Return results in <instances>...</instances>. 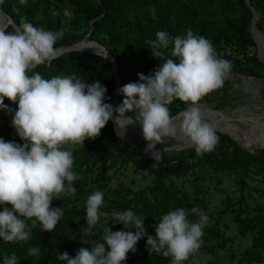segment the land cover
<instances>
[{
	"label": "clouds",
	"instance_id": "obj_1",
	"mask_svg": "<svg viewBox=\"0 0 264 264\" xmlns=\"http://www.w3.org/2000/svg\"><path fill=\"white\" fill-rule=\"evenodd\" d=\"M19 3L27 4V0ZM62 36L63 30H45L27 21L13 31L0 28V110L11 114V126L23 141L0 138V240L6 243L27 242L31 228L38 223L43 231L55 228L64 213L51 202L61 194L74 196L77 189L73 182L81 179L73 171L74 155L68 146H83L86 139H95L110 120L121 137L126 126L138 123L145 152L158 160L156 145L178 131L169 109L178 99L190 105L182 113L179 132L196 153L212 151L218 143L216 131L202 118L198 102L223 86L232 64L216 53L209 40L191 30L175 37L157 31L155 39L146 43L152 56L164 62L150 74L138 73L137 81L120 87L118 92L124 98L113 107L105 102L107 89L99 81L89 84L75 74L44 78L33 71L56 59L55 45ZM170 44L175 60L163 51ZM5 98L17 107L10 108ZM104 203L100 190L87 197L80 241L89 247L79 248L75 256L59 253V261L123 264L127 254L135 252L137 242L147 236L149 252L170 257V264H184L198 252L209 219L201 209L177 208L162 215L153 236L147 235L143 217L129 208L112 214L123 229L105 227L102 242L90 241L84 237L106 215L101 212ZM189 213L198 219L190 221ZM28 255L39 259V247L29 248ZM3 264H19V258L15 253L5 254Z\"/></svg>",
	"mask_w": 264,
	"mask_h": 264
},
{
	"label": "trees",
	"instance_id": "obj_2",
	"mask_svg": "<svg viewBox=\"0 0 264 264\" xmlns=\"http://www.w3.org/2000/svg\"><path fill=\"white\" fill-rule=\"evenodd\" d=\"M249 2L259 14L256 28L264 34V0ZM0 10L9 15L17 26L27 21L45 30L54 32L63 30V36L55 48L78 42L90 31L88 38L104 45L114 56L120 80L119 88L137 81L138 73L148 75L164 62L161 57L152 56L151 47L146 43L155 39L157 31H166L170 37H175L185 36L187 29H190L195 35L209 40L214 49L221 40L231 42L234 39L238 48L242 50L254 45L248 31L252 12L244 0H27V4H20L19 0H3ZM63 10L70 12L69 18L63 15ZM6 25V22L1 23L0 28H5ZM5 29L15 30L11 25ZM120 51L133 55L139 63V69L132 77L126 75L125 63L128 62L122 59ZM163 51L166 57L176 59L171 57V44L169 49ZM223 58L231 61L232 68L229 74L247 67V64L240 60L224 56ZM248 61L258 63L254 57ZM33 71L40 73L44 78L75 74L89 84L99 81L107 89L105 102L112 104L114 75L109 61L102 56L73 51L56 57L50 65H40ZM118 95L121 103L124 97L119 92ZM4 103L12 109L17 107L7 98ZM188 106H190L188 103L174 100L169 105L170 114L174 116ZM11 118L10 113L0 110V138L23 143L11 126ZM112 126L110 120L101 129L99 145L101 142L106 149L101 157L105 160L130 163L137 171L154 176L150 188L133 192L127 187L112 189L105 187L103 184L106 181L105 173L95 170L92 175V170L89 174L90 171L87 172L86 167L96 154L97 146L83 147L73 153V171L81 177L73 182L77 189L75 195L61 194L58 200L54 199L51 202L53 207L60 206L64 213L58 224L48 232L43 231L38 223L36 227L31 228L30 239L27 242L6 243L0 240V264H3L5 254L12 253L19 258V264H65L57 259L59 253L66 251L69 256H75L79 248L89 247L80 241L83 236L81 227L86 225L87 197L97 190L104 193L105 203L101 212L106 215L100 217L98 224L84 238L102 242L105 227L109 226L112 231L123 229V224L114 219L113 212L132 209L138 216L143 217L147 235L154 236V226L158 224L162 215L181 207L186 210L194 207L201 209L203 203L201 200L191 199L187 194L181 192L179 195V191H174L175 186L171 177L184 178L190 170L197 169V178L201 180L213 179L211 178L213 175L224 171L243 173L241 179L254 173L261 175L264 183V149L247 151L238 144L236 135L216 132L218 143L212 151L197 154L195 150H185L177 156L160 153V159L157 160L152 159L150 154L142 155L136 152L125 141H122L123 143L119 141ZM260 147H264V140L260 141ZM187 152L191 154V160L196 158L195 165L190 167L187 166L189 162L184 157ZM168 180H171L169 184L166 183ZM244 185L243 179L240 187ZM149 194L153 196L152 203L144 198ZM257 208L262 215L240 219L238 222L242 233L244 229L251 231L259 229V236L264 239V206L257 205ZM188 218L195 221L198 216L189 213ZM205 229L208 233H214L206 226ZM146 239L147 236L137 242L135 252H129L123 264H170V257L148 251ZM31 247H39L41 253L39 259L28 255Z\"/></svg>",
	"mask_w": 264,
	"mask_h": 264
},
{
	"label": "rangeland",
	"instance_id": "obj_3",
	"mask_svg": "<svg viewBox=\"0 0 264 264\" xmlns=\"http://www.w3.org/2000/svg\"><path fill=\"white\" fill-rule=\"evenodd\" d=\"M62 12L66 18H69L71 15L67 10H63ZM228 45L231 46L234 51V56H236L232 58L245 62L247 67L240 69L239 72H235L234 74H228L222 87L211 91L198 103L215 112L233 113L239 111L238 115L240 114V116L258 115L261 117V123L264 121V63L257 56V53L259 54L257 43L254 42V45L242 50L238 48L234 39L231 42L221 40L216 45V53L223 57V51L226 50ZM227 52H225L224 57H229L226 55ZM120 53L122 59L126 61L127 59L125 57L129 54L125 51H120ZM129 56L134 58L136 68H132L130 63H125V71L126 75L132 77L139 69V63L136 62L133 55ZM253 57L258 63L251 62V64L248 61V59L250 60ZM148 58H150V55H148ZM261 112L263 117L261 116ZM215 131L219 133L223 132L216 129ZM99 137L100 135L95 139H86L83 146L79 144L68 146L73 150V153L83 147L91 148L97 146L96 154L89 161V165H86L87 172L90 171V174L92 170V175H94L97 170L103 171L106 175V181L103 184L110 189L127 187L133 192L138 191V189H149L150 185L153 184L154 176L137 171L130 163H124L120 160L103 159L101 155L106 149L101 142L99 145ZM236 138L239 142L236 143L246 147L247 149L240 145L247 151L254 152L255 150L264 149V147H260V141L264 140V138H253L246 133L236 135ZM186 139L187 137L183 136L178 128L176 136L164 137L162 143L157 144L156 148L176 147L177 149L161 152L171 156H177L178 153L185 150H195L194 146L178 148L191 144ZM119 141L122 142L125 140L119 137ZM125 142L128 143L127 141ZM136 147L146 148L145 140L136 145ZM134 150L140 153L136 149ZM140 154L148 155V153ZM184 157L189 162L187 166L195 165L194 161L196 158L191 160L192 157L189 152ZM196 170L188 171L184 178L171 177L175 186L174 191H179V195L182 192L189 195L191 199L197 198L203 202L201 210L209 218L206 228L208 227L210 230H213L214 233H208L206 229H203L204 234L198 252L190 255L184 264H264V239L260 238L259 229L253 231L244 229L242 233L238 222L240 219L245 220L254 215H262L260 211H257V205L258 207L264 206V183L262 182L261 175L253 173L249 177H244L245 185L240 187V183L243 180L240 177L243 173L224 171L213 175L211 177L213 179L207 178L201 180L197 178L198 171ZM171 180L166 181V183L169 184ZM144 198L148 202H153V196L151 194L148 196L145 195Z\"/></svg>",
	"mask_w": 264,
	"mask_h": 264
},
{
	"label": "bare ground",
	"instance_id": "obj_4",
	"mask_svg": "<svg viewBox=\"0 0 264 264\" xmlns=\"http://www.w3.org/2000/svg\"><path fill=\"white\" fill-rule=\"evenodd\" d=\"M2 22L8 23V20L2 13H0V25ZM252 37H253V40L257 43L258 50H259V57L264 63V35L261 34L258 30L252 29ZM85 48L88 51H91L97 54L103 53L102 48H100L99 46L95 44L89 43L88 45H86ZM198 106L201 110L202 118L216 130H220L225 133H230V134H235V135L246 133L250 135L251 137L257 138V139L264 138V121L260 123L261 117L258 115L257 116H243V115L240 116V114L238 115L239 111H235L233 113H222V112H215L203 106L200 103H198ZM186 109L172 116L174 118V123L176 124L177 128H179L180 122L182 120V113ZM263 115H264V111H263ZM261 116H262V112H261ZM114 128L116 130L115 124H114ZM119 137L127 141L129 144H133L135 146L141 143L142 141H144L142 137L141 129L138 123H133L131 125L126 126L124 135L122 137L121 136ZM186 140L189 141L188 138ZM187 146H193V145L192 144L183 145L178 148H183Z\"/></svg>",
	"mask_w": 264,
	"mask_h": 264
},
{
	"label": "water",
	"instance_id": "obj_5",
	"mask_svg": "<svg viewBox=\"0 0 264 264\" xmlns=\"http://www.w3.org/2000/svg\"><path fill=\"white\" fill-rule=\"evenodd\" d=\"M244 2L246 4V6H248L250 8V10L252 12V19H251V22H250V25H249V32H250L251 37H252V29L257 30V28H256V21L259 19V14H258V12L252 6H250L249 0H244ZM0 13H2L6 17V19L8 20V23L5 26V28L8 25L13 26L14 29H16V28L19 27V26H17L15 24V22L13 21V19L9 15H7L5 12H3L2 10H0ZM89 34H90V31L86 34L85 38H83L82 40H80L78 42H75L73 44H70V45H65V46H61V47L56 48V54H57L56 57H59V56H61L63 54L70 53V52H73V51H80V52L82 51V52H89V53H92V54H95V55H99V56H102L105 59H107L109 61L110 65H111V67H112V71H113V75H114L115 84H114V93H113L112 105H113V107H116V106H118L120 104V102H119V95H118V89H119V86H120V80H119V77H118L116 60H115L114 56L111 54V52L104 45H102V44H100V43H98L96 41L89 40V38H88L89 37ZM252 39H253V37H252ZM89 43L90 44H95V45L99 46L100 48H102L103 53L102 54H97V53L88 51L85 47ZM257 56L259 58V54L258 53H257ZM114 115H115V113H114ZM112 125H113L112 128L114 129V132L116 133V130L114 128L113 121H112ZM130 146L133 147L134 149H136L137 151H139L140 153H146L145 152V148L136 147L133 144H130ZM156 149H158L160 151V153H161V152H164L166 150L177 149V148L174 147V146H170V147H166V148H156ZM178 150H180V149H178Z\"/></svg>",
	"mask_w": 264,
	"mask_h": 264
},
{
	"label": "built area",
	"instance_id": "obj_6",
	"mask_svg": "<svg viewBox=\"0 0 264 264\" xmlns=\"http://www.w3.org/2000/svg\"><path fill=\"white\" fill-rule=\"evenodd\" d=\"M229 46H230V45L227 46L226 50H224V51L222 50V51L224 52V53L222 54V56H224V55H225V52L228 51L227 54H226L227 56H229L230 58H232V57H236V56H234V51H233V49L231 48V46H230V48H229ZM125 58L127 59L126 61H128V63H130V66H131L132 68H136V66H135V62H134V58H133V57L127 55Z\"/></svg>",
	"mask_w": 264,
	"mask_h": 264
}]
</instances>
